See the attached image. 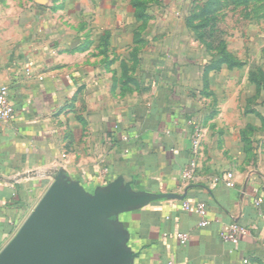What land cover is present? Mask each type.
Here are the masks:
<instances>
[{
	"label": "crops",
	"instance_id": "obj_1",
	"mask_svg": "<svg viewBox=\"0 0 264 264\" xmlns=\"http://www.w3.org/2000/svg\"><path fill=\"white\" fill-rule=\"evenodd\" d=\"M123 2L0 0V85L14 107L0 121V249L62 171L90 194L121 177L134 192L184 195L111 216L135 254L130 264H264V172L222 160L238 150L207 129L195 177L180 183L196 118L187 67L204 69L206 60L166 46L172 36L136 38L128 26L137 7ZM82 91H92L94 109L80 117ZM227 172L233 188L221 179ZM185 199L206 203V226L180 208ZM231 222L245 232L225 242ZM177 232L189 233L185 245Z\"/></svg>",
	"mask_w": 264,
	"mask_h": 264
},
{
	"label": "rangeland",
	"instance_id": "obj_2",
	"mask_svg": "<svg viewBox=\"0 0 264 264\" xmlns=\"http://www.w3.org/2000/svg\"><path fill=\"white\" fill-rule=\"evenodd\" d=\"M123 1L116 3L123 7ZM136 1L138 19L128 26L136 38L147 33L172 36L165 45H173L186 59L191 56L207 61L223 50L239 63L233 67L223 64L203 73L202 78L204 69L187 67V81L196 102L194 112L198 113L191 123L201 127L202 141L207 129L214 133L213 138L220 131L221 146L238 150L222 153V160L256 165L264 172V0ZM117 92L125 94L123 90ZM91 94L82 91L77 95L80 117L88 113L87 107L93 112V102L88 98ZM213 119L215 122H210ZM93 124L86 123L85 127L92 130Z\"/></svg>",
	"mask_w": 264,
	"mask_h": 264
},
{
	"label": "water",
	"instance_id": "obj_3",
	"mask_svg": "<svg viewBox=\"0 0 264 264\" xmlns=\"http://www.w3.org/2000/svg\"><path fill=\"white\" fill-rule=\"evenodd\" d=\"M117 177L90 194L59 171L13 237L0 249V264H130L135 254L111 216L157 197L134 192Z\"/></svg>",
	"mask_w": 264,
	"mask_h": 264
},
{
	"label": "built area",
	"instance_id": "obj_4",
	"mask_svg": "<svg viewBox=\"0 0 264 264\" xmlns=\"http://www.w3.org/2000/svg\"><path fill=\"white\" fill-rule=\"evenodd\" d=\"M14 116V107L10 100V89L6 85H0V121L9 120ZM190 134V158L186 165L183 167L180 173V183L185 184L193 177L197 170L198 155L201 149V142L203 137V131L201 127L195 123H191ZM222 181L227 187L233 188L235 186L234 178L231 172H227L222 176ZM262 202L261 198H257L253 201L254 206L259 208ZM180 208L185 211H192L199 215V226H206L209 221L207 216V205L203 201H190L182 200ZM245 232V228L236 223H229L221 231V239L225 242H236L241 234ZM176 237L181 245H185L189 240L188 232H177Z\"/></svg>",
	"mask_w": 264,
	"mask_h": 264
},
{
	"label": "trees",
	"instance_id": "obj_5",
	"mask_svg": "<svg viewBox=\"0 0 264 264\" xmlns=\"http://www.w3.org/2000/svg\"><path fill=\"white\" fill-rule=\"evenodd\" d=\"M134 6L138 7V1L134 0ZM138 9V8H137ZM140 12H137L139 14ZM141 16V13L139 14ZM137 17V16H136ZM144 17V15H143ZM138 18V17H137ZM145 18V17H144ZM222 53L218 56H211L209 59H207L204 67V74L207 73L209 70H216L219 69V67L223 64H226L228 67H233L239 65V63L234 62L232 57L228 56L223 50L221 51Z\"/></svg>",
	"mask_w": 264,
	"mask_h": 264
}]
</instances>
